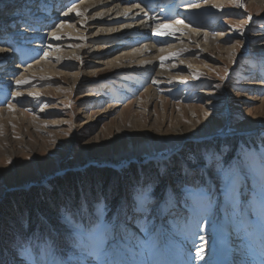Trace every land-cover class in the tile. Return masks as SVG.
<instances>
[{"label":"rangeland","instance_id":"obj_1","mask_svg":"<svg viewBox=\"0 0 264 264\" xmlns=\"http://www.w3.org/2000/svg\"><path fill=\"white\" fill-rule=\"evenodd\" d=\"M60 1L0 0V30L5 36L0 41V108L15 106L21 112L12 123L0 124V206L40 190L41 195L51 192L63 178L99 173L100 186L99 179L107 173L126 176L140 167L136 178L143 179L149 176L145 167L151 166L158 181L147 179L135 184L134 191L120 177L125 186L120 197L95 203L105 209L106 222L115 210L123 220L107 259L124 264L123 254L125 264H253L250 256L264 251V0H154L146 8L162 23L183 21L189 29L218 39L207 50L204 43H183L158 57L152 71L134 64L118 71L101 66L96 74V63L83 56L50 57L52 51L62 53V44L52 43L53 32L35 29L47 21L55 26L61 14L78 9L79 0ZM161 12L164 15H158ZM152 29L132 42L99 38L102 52L97 54L110 57L118 49L134 50L146 43L163 48L182 37V31L159 34ZM12 42L14 47L9 46ZM39 58L58 64L56 72L19 78L23 68ZM12 66L16 70L8 76ZM162 67L166 74L158 72ZM78 70L80 80L73 85L67 74ZM9 79L12 86L3 95ZM21 80L28 83H16ZM176 161L179 177L170 172ZM149 186L154 190L145 211L135 194ZM161 186L172 187L167 207L164 196L153 194ZM133 191L136 205L129 204L134 209L126 222L120 202L125 200L124 209ZM33 201L39 202L36 196ZM178 202L174 209L162 210ZM48 214L47 220H57ZM60 215V220L68 219ZM220 215L223 227L217 239ZM72 217L71 233L73 225H80L78 216ZM162 231L169 233L164 247L170 258L162 251ZM73 243H67L68 253ZM27 244L16 253L10 249L17 264H50L43 252H34L50 246L47 238ZM201 246L203 252L198 253Z\"/></svg>","mask_w":264,"mask_h":264},{"label":"bare ground","instance_id":"obj_2","mask_svg":"<svg viewBox=\"0 0 264 264\" xmlns=\"http://www.w3.org/2000/svg\"><path fill=\"white\" fill-rule=\"evenodd\" d=\"M223 1L224 0H214L213 3L221 4ZM59 2L61 1L59 0ZM153 2L154 0H79L78 4L75 6L78 9L76 11H68L64 14H61L59 17V22L56 23L57 25L50 27L49 25H46L48 22L47 21L45 25L41 27L40 31L43 34H49L50 32H53V34H55L56 36L61 37V39L53 38L52 43L62 44V53L52 51L49 56L54 58L55 56L61 55V59L63 57L76 58L79 56H83L84 58H87L96 63L94 65L95 74L96 72L100 71V69L102 68L101 66H107V68L109 67L113 70L118 71L124 68L133 67L134 64H139L137 66H140L143 70L152 71L158 65V61L156 60L158 57L165 55L169 51H175L176 49H179L183 43L188 44L190 43V41L198 42L201 44L204 43L205 45H203L207 50V47L209 48L210 46H212V43H214L218 39L219 36H212L204 30L189 29L183 21H177L174 23H162L163 20L159 18L160 21L162 20L160 22L158 17L155 18L156 16H153L149 9L146 8V4L151 5ZM32 7L33 6H31V8ZM37 7L38 6H35L36 9H38ZM152 10L154 11V9ZM158 15L162 16L164 15V13L162 14L161 12ZM36 17L40 18L41 15H38ZM167 18L168 17H164V19ZM151 28H154L152 29L154 31H156L155 28H157L156 32L159 33L170 30L171 33L177 34L178 31H182V37L177 40L178 42L171 43L170 45L163 48H157L154 46V44L146 43L145 45H143V47H137L134 50L125 51L123 49H118L116 50V52H112L110 57L107 56L110 54H106L105 58L104 55L97 54L98 51L102 52V47L97 43V40H99V38L108 39L115 36V38H119L121 40L122 38H124V40H126L127 42H132L143 39V36L146 35V30H151ZM1 35H3V33ZM72 37H74L76 41ZM27 40L30 39H25V42L29 43L30 41L28 42ZM13 44L14 43L12 42V44L10 43L9 46L14 47ZM117 46L118 44L114 47L112 46L113 50L117 48ZM46 48L47 47H45L44 50ZM30 49L31 51H39V48ZM3 50L4 49L0 50V54L3 53ZM57 66L58 64H49V62L44 61V58H39L38 60H35L29 67L23 68L24 72L19 76V78H24L32 74H39L44 76L45 74L47 76L53 75L56 72ZM172 68L176 69V66H173ZM15 70L16 66H12L11 71L6 72V74L8 76H13V71ZM79 70L75 73L67 74V76L71 77L74 81H72L74 83L73 85H75L76 82L80 80ZM84 70L85 69H83V72ZM158 72H160V74H166L163 67L162 70H159ZM11 86L12 81L9 79V81L2 86V94L6 95L8 93V88H10ZM18 93L19 95L23 94L22 91H19ZM14 94H16V92ZM12 109H15V111L12 112ZM19 111L20 110L15 108V106L0 108V124L5 125L6 123H12L17 118V115L21 114V112ZM250 257H253L254 264H264V252L259 255L256 254Z\"/></svg>","mask_w":264,"mask_h":264},{"label":"trees","instance_id":"obj_3","mask_svg":"<svg viewBox=\"0 0 264 264\" xmlns=\"http://www.w3.org/2000/svg\"><path fill=\"white\" fill-rule=\"evenodd\" d=\"M177 163L178 161L174 163L175 166L172 165L173 167L171 168L170 172L173 173V176L175 174L177 175L176 177H179L180 166ZM147 167H145L146 169L144 170L147 171L149 176H146L143 179L136 178L140 170V167H138L132 169L131 172H127L126 176H115L114 173L118 174L119 171H113L114 173L111 174L107 173L102 177V179H99V181L101 182L100 186H98L96 184V181L98 178L97 175L99 173H91L92 176L88 175V177L85 178H79L77 176L74 178L70 177L68 180L63 178L61 181H57L55 185L56 187L53 191L45 192L42 195L40 190L39 192H35L34 194H32L31 197L23 195L22 198L19 199H10L7 204L2 207L0 206V264H9L8 262H10L11 264H17L11 250L16 253L17 249H20L21 246L29 245L27 244L28 237H31V242L39 239L41 241L47 238L50 243V246L48 248H35L34 250L37 255H40L43 252L47 259V262L49 260L52 261L55 258H66L69 254L67 251L69 244L67 243H73V241L75 240L74 233H71L70 231L72 228L69 227L70 223H74L72 216L77 215V220H80V224L84 225L85 227H91L97 222V214L94 212H96L97 208L100 206V204L98 206H95V203L97 201H100L101 199H104V201L108 202L110 197L111 202L116 201L120 197L121 191L124 190L125 187L121 185V178H126L127 184L134 187V191L136 187L134 186L135 184L141 185L147 179L158 181V178H160V176L157 174L156 170H154V168L151 166L148 168ZM111 181H113L114 183H112V185L110 186ZM149 187L150 189L154 190V186ZM162 187L163 186H161L153 194H155L157 197L164 196L166 198L165 205L167 207L169 200V198L167 199V196L170 194L172 187ZM134 191L129 194L130 196H128V200L126 201L127 206L124 209H122V206L124 205L125 200L123 199L120 202V214L122 213V210H124L126 222L130 219L134 209L131 208L129 204L133 202V204L131 205H136V203L132 201L133 197H131ZM33 195L37 197V200L39 202L36 203L33 201ZM82 200L83 202L81 203ZM177 204H179V202L171 203V205H169V208L162 207V210H164L165 212L168 209H174ZM112 206L113 204L111 205V207ZM112 210L114 211V208L109 210V212H111ZM74 211L75 214L73 213ZM46 213L55 215V217L57 216V220L53 221V218L51 219V221L49 219L47 220V217L45 216ZM62 213H64L66 218H68L67 220H60V214ZM118 214L119 212H116L115 210L108 216L107 223L115 226L114 232H117L120 224H123V220L119 219ZM23 220L25 223V227L23 226ZM8 226L10 228H7ZM12 228L14 229V231H12ZM19 233L20 236L18 237V239L13 241L14 235H18ZM70 234L71 237L70 239H68ZM164 235L167 239L169 233H165ZM72 251L73 248L71 249V252ZM27 264L29 263L27 262Z\"/></svg>","mask_w":264,"mask_h":264},{"label":"snow or ice","instance_id":"obj_4","mask_svg":"<svg viewBox=\"0 0 264 264\" xmlns=\"http://www.w3.org/2000/svg\"><path fill=\"white\" fill-rule=\"evenodd\" d=\"M79 14V13H77ZM163 34V33H159ZM55 39H61L56 36ZM47 55V54H46ZM17 84H26L27 80L17 81ZM218 87V85H217ZM19 95V93H18ZM152 194L150 187L138 189L135 194V199L139 205L146 211L147 205L151 202ZM105 209L102 206L97 208V222L91 227L84 225H73L74 243L73 251L66 258H55L50 261V264H114L113 261L107 259L110 250L114 247V225L107 223L104 220ZM203 240V237H200ZM28 242H31V237H28ZM27 247L24 252H28ZM197 252H203V247H198ZM196 258L202 259V256Z\"/></svg>","mask_w":264,"mask_h":264}]
</instances>
